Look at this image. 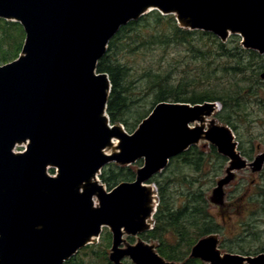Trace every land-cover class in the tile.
Masks as SVG:
<instances>
[{
    "label": "water",
    "instance_id": "water-1",
    "mask_svg": "<svg viewBox=\"0 0 264 264\" xmlns=\"http://www.w3.org/2000/svg\"><path fill=\"white\" fill-rule=\"evenodd\" d=\"M153 10L175 14L190 30L211 32L223 42L230 32L239 35L246 49L264 55V0H0V18L20 23L26 34L19 59L0 66V264H64L103 227L113 234V263L129 257L135 264H171L142 242L120 248L123 231H147L140 221L152 213L142 208L148 200L144 183L197 145L202 131L219 154L240 159L227 126L189 128L215 112V103H160L133 136L100 122L111 84L97 72L98 63L123 26ZM112 138L121 140V151L108 157L103 150ZM27 141L25 152L14 153L17 143ZM139 160L144 166L134 182L112 191L88 182L110 161L130 166ZM263 165L264 155L252 166L260 171ZM48 167L58 170L57 178ZM231 180L219 182L217 196ZM84 182L88 192L78 195ZM93 196L100 200L97 209ZM191 257L264 264V254L221 256L213 236L200 240Z\"/></svg>",
    "mask_w": 264,
    "mask_h": 264
},
{
    "label": "trees",
    "instance_id": "trees-1",
    "mask_svg": "<svg viewBox=\"0 0 264 264\" xmlns=\"http://www.w3.org/2000/svg\"><path fill=\"white\" fill-rule=\"evenodd\" d=\"M24 40L25 32L19 23L0 19V66L19 57ZM241 42L237 35L222 42L211 32L184 29L175 16H164L158 11L123 26L109 42L107 53L97 66V72L107 74L111 82L107 104L111 124L123 125L133 134L160 103H220L222 109L216 118L238 133L240 125L249 122L251 102L264 105L263 98L259 97L264 55L245 49ZM172 48L179 50L172 56L181 63L174 65L175 68L185 64V77L189 75L190 82H207V88L190 92L185 77L178 79L172 65H163L164 62L139 69L133 75L136 80L127 82L133 69L131 58ZM136 82L141 91L148 95L153 93L149 109L137 107L139 98L131 91ZM226 163L227 159L213 145L192 146L171 159L160 176L152 180L158 186L160 203L153 229L141 237L156 242L159 255L166 261L202 264L190 257L191 251L204 237L220 233L221 225L214 222L209 212L200 189L201 178L207 177L209 171L219 176ZM142 166V161L130 166L116 163L105 166L100 175L101 183L111 191L122 183L133 182ZM181 181L189 184L190 191L182 194L180 200H174L170 188ZM129 240L135 242L134 238ZM111 248L112 235L105 230L98 243L86 246L65 264H113L109 254Z\"/></svg>",
    "mask_w": 264,
    "mask_h": 264
},
{
    "label": "rangeland",
    "instance_id": "rangeland-1",
    "mask_svg": "<svg viewBox=\"0 0 264 264\" xmlns=\"http://www.w3.org/2000/svg\"><path fill=\"white\" fill-rule=\"evenodd\" d=\"M179 24L182 28L188 29V26L185 25L186 23ZM229 34L230 36L232 35L231 32ZM177 51L179 52V50L172 48L166 52H147L145 55L134 56L129 60L132 63L133 69L127 82L132 83L136 80L133 75H135L136 71L139 69L148 68L159 62H164L163 65L170 63L172 68H174V73L178 79L182 76L185 77L183 74V71L186 70L185 64H182V66L180 65L178 69L174 66L181 64L178 59H175L172 56V54ZM167 53H169V55ZM179 59H181V56H179ZM187 77H189V75L185 77V82L188 84L187 89L190 92L195 89L199 90L208 87L207 82H190V79H187ZM262 82L263 84L259 90V97L264 100V80ZM132 87L131 91L137 95V99L139 98L138 100L140 103L137 107L144 106L149 109L153 93L148 95L146 92L141 91L137 82L134 83ZM249 107V117L247 118L249 122L240 125L239 130L237 131L238 133L228 127L235 136V141L238 142L239 147H242V150H240L239 147L237 150L240 155V159L237 162H234L220 154L227 159L223 172L217 176L215 171H209V175L207 177L201 178L200 189L208 204L209 212L213 215L214 222L221 225L220 233L212 235L217 240V250L221 253V256L225 254L241 256H249L248 254L251 256L264 254V252H262L264 251V165L260 171L256 170V168L252 166L257 158L264 155V105L252 101ZM220 109L221 104H219V109L217 110ZM215 113H217V111H215ZM212 122L222 125L219 120L215 118L214 114L207 119V128L204 129L205 131L211 127ZM194 125L196 124H191V128H194ZM137 129H139V127ZM18 145L15 147L14 152L19 154L25 150V147ZM208 145H210V143L205 138L197 143V146L200 147ZM110 150L111 149H109V151ZM117 152L119 153V149H117L116 153ZM108 154L113 155L115 153L110 151ZM141 161L142 165H144V160ZM115 163L118 164L116 161H110L106 166ZM48 173L50 176H55L58 174V171L53 168H49ZM101 173L102 170L99 173V176ZM161 173L162 172L156 174L149 182L144 183L147 187V199L149 201L148 206L152 212L147 219V230L153 223V217L151 214L155 212L156 207L160 203L158 186L153 183L152 180L155 177L160 176ZM186 173L188 172L186 171ZM230 175L232 176V180L223 188V196H217L215 190L218 188L219 182L228 178ZM97 184L102 185L100 177L97 179ZM188 185L189 184L182 181L172 184L170 189L173 194V199L180 200L182 194H188L190 191ZM103 187L106 188L105 186ZM95 203L100 204V200L97 196L95 197ZM129 238H134V243L136 244L140 242L144 243L152 252L157 254L165 262L176 264L174 262L166 261L159 255L157 251L158 244L156 242L145 241L139 236V234L130 235L125 233L123 235V244L120 247L121 249L125 250L128 246L134 244L129 240ZM99 240L100 239L94 241L95 243H98ZM94 241H91V243ZM109 254L110 258L111 256H115L113 247L109 250ZM115 258V264H135L129 257H124L121 260H117ZM198 260L201 261L202 264H209L200 259Z\"/></svg>",
    "mask_w": 264,
    "mask_h": 264
},
{
    "label": "bare ground",
    "instance_id": "bare-ground-1",
    "mask_svg": "<svg viewBox=\"0 0 264 264\" xmlns=\"http://www.w3.org/2000/svg\"><path fill=\"white\" fill-rule=\"evenodd\" d=\"M213 115H214V112H213L210 116H208V117H207L206 115H204V116H202L201 118H199L198 120L194 121V122L191 123V124H196V125H194V126H195L194 128H201V129L203 130L204 128H207V119L210 118V117L213 116ZM99 120H100V122L103 123L104 125H108V127H109L108 129H113V127L111 126V124H109V122H108L107 114H105V115H101ZM189 128H191V127H189ZM201 140H204V132H203V131H202V133H201V135H200L199 142H200ZM18 144H19V145H18ZM17 145L26 148L27 145H28V141L25 142V143H22V144L17 143ZM109 149H111L110 151H113L115 154H113V155H109V154H108V153L110 152ZM117 149H119V153H120V151H121V140L118 139V138H112L111 141H110V143H109V145L103 150V154L106 155V156H108V157H112V156L118 155L119 153H118V152L116 153ZM48 168H49V167H48ZM97 179H98V173H97V174H94V175L88 180V182H89L90 184H96V183H97ZM88 182H84V183H82L81 185H79V186L77 187V189H76V193H77L78 195H82V196H83L84 194H86V193L88 192V191H87V188H86ZM143 187L146 188L145 185H144ZM95 197H96V196H93L92 199H91V201H90V202H91V206H92L93 209H97V208L99 207V205H100V204L95 203ZM146 200H147V198H146ZM143 202H144V201H143ZM142 208H143L144 210H148V200L146 201V205H145V202H144ZM142 211H143V210H142ZM144 212H146V211H144ZM142 219H143V218H142ZM145 220H146V219H144V220H140L141 223H142V225H144L145 222H147V220H146V221H145ZM123 233L125 234L126 232L123 231ZM93 237H94V236L91 235V236L89 237V239L86 240V242L88 243V242H90L91 240H93Z\"/></svg>",
    "mask_w": 264,
    "mask_h": 264
}]
</instances>
